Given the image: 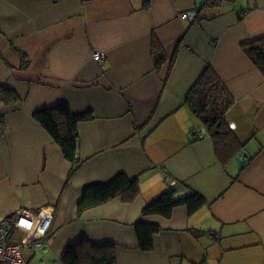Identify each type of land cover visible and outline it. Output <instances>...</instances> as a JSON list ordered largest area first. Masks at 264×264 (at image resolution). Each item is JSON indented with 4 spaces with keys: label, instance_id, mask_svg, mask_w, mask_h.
Masks as SVG:
<instances>
[{
    "label": "crops",
    "instance_id": "crops-1",
    "mask_svg": "<svg viewBox=\"0 0 264 264\" xmlns=\"http://www.w3.org/2000/svg\"><path fill=\"white\" fill-rule=\"evenodd\" d=\"M200 1L0 0V87L18 99L0 101V219L19 208L53 215L28 264H67L68 245L80 264L102 250L114 264H264V76L241 48L264 35V0H223L213 16L198 15ZM208 68L233 102L217 148L185 102ZM58 103L92 115L78 124L70 178L72 164L33 117ZM122 173L138 179L132 202L80 207L87 186ZM171 187L203 205L141 215ZM138 220L160 227L149 252L138 248Z\"/></svg>",
    "mask_w": 264,
    "mask_h": 264
},
{
    "label": "trees",
    "instance_id": "trees-1",
    "mask_svg": "<svg viewBox=\"0 0 264 264\" xmlns=\"http://www.w3.org/2000/svg\"><path fill=\"white\" fill-rule=\"evenodd\" d=\"M223 0H201L198 6V15L206 14L209 16L217 15L216 9ZM235 1V0H226ZM214 10L215 13L212 12ZM212 12V13H211ZM241 18V17H240ZM242 51L258 68L261 75L264 76V35L261 37L250 39L244 43ZM23 57H25L23 55ZM160 61H158L159 63ZM28 59H22V65H26ZM190 92L185 98L186 104L189 105L191 112L197 115L204 126H206L210 134L215 139V147L223 144L222 135H227L228 130L223 122V116L228 108L232 105V98L225 89L224 84L213 73L211 69L203 71L198 78L196 84L191 87ZM17 96L11 90L0 87V101L5 103L16 102ZM43 129L51 135L53 141L60 147L63 157L72 164V171L69 178L76 171L80 164L77 157L79 133L78 124L83 120L91 119V113L85 112L77 115L69 109L66 103H58L56 106L38 109L33 114ZM232 138V136H231ZM233 143V141L231 140ZM226 140L224 144H227ZM228 148L224 150L227 151ZM232 154V153H231ZM230 157L228 154L227 158ZM225 161V157H219ZM138 179L129 178L125 173L118 174L106 183H98L97 185L87 186L84 195L79 204L81 208L89 205L99 204L100 202L111 199V197L121 195L126 202H132L139 194ZM204 200L195 192H188L179 195L175 187L163 189L157 196L147 201L141 211L142 216L161 215L169 218L172 210L177 206H186L189 213L195 212ZM136 231V239H138V248L141 251L149 252L153 247V235L160 231L157 224L143 222L138 220L134 223ZM64 261L67 264H80L81 254L78 247L68 245L64 251ZM116 262V254L114 251L102 250L96 256L92 257L91 264H114Z\"/></svg>",
    "mask_w": 264,
    "mask_h": 264
},
{
    "label": "built area",
    "instance_id": "built-area-1",
    "mask_svg": "<svg viewBox=\"0 0 264 264\" xmlns=\"http://www.w3.org/2000/svg\"><path fill=\"white\" fill-rule=\"evenodd\" d=\"M184 14L192 18L195 12ZM102 58L99 52L93 55L97 61ZM205 132H197V138H202ZM52 218V211L46 208H39L38 211L20 208L13 216L0 219V264H28L29 254L40 252L45 245Z\"/></svg>",
    "mask_w": 264,
    "mask_h": 264
},
{
    "label": "rangeland",
    "instance_id": "rangeland-1",
    "mask_svg": "<svg viewBox=\"0 0 264 264\" xmlns=\"http://www.w3.org/2000/svg\"><path fill=\"white\" fill-rule=\"evenodd\" d=\"M20 209V208H19ZM6 217V216H5ZM40 255V254H39ZM39 259V256L37 255V258H36V260H38Z\"/></svg>",
    "mask_w": 264,
    "mask_h": 264
},
{
    "label": "water",
    "instance_id": "water-1",
    "mask_svg": "<svg viewBox=\"0 0 264 264\" xmlns=\"http://www.w3.org/2000/svg\"><path fill=\"white\" fill-rule=\"evenodd\" d=\"M242 153L244 154V153H245V151H242Z\"/></svg>",
    "mask_w": 264,
    "mask_h": 264
}]
</instances>
